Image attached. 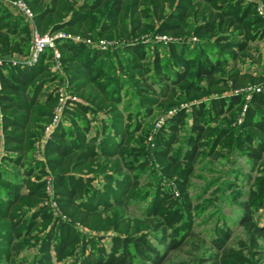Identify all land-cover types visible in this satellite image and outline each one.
Masks as SVG:
<instances>
[{"label":"trees","instance_id":"obj_1","mask_svg":"<svg viewBox=\"0 0 264 264\" xmlns=\"http://www.w3.org/2000/svg\"><path fill=\"white\" fill-rule=\"evenodd\" d=\"M25 2L34 12L36 29L42 34L50 30L53 33L65 31L83 37L98 35L125 38L123 47L133 58L131 65L134 73L140 76L136 82L139 93L148 97L144 98L145 105L171 107L179 105L181 101H200L192 109L188 151L183 159L172 152L178 141L176 133L188 115L185 109H180L172 120L174 133L167 137L159 136L156 140V156L166 164L167 175L181 172L188 183L204 154L206 142L210 143V155L215 154L217 146L233 145L244 150L255 166L258 162L264 163V90L255 92L246 101L245 94L235 91L244 87L250 78L239 76L237 72L228 80L219 79L216 77L218 62L206 66L199 64L192 75L186 70L172 78L164 70L158 54L150 56L140 42H131L135 37L153 31L152 23L147 22L149 20L159 22L157 32L160 34L190 33L188 21L200 19L202 22L199 21L193 27V33L197 36L213 33L216 28H235L247 38H253V31L256 35H264V19L259 16L248 20L249 10L255 4L250 3L239 12L242 2L232 0ZM170 8L172 10L168 12ZM31 40L32 29L25 18L0 8V60L13 54H27ZM57 42L63 50L61 59L67 73L69 91L88 103L85 105L70 101L75 108H66L64 114L73 121L74 128L59 124L45 144V156L54 177L57 202L62 213L83 225L93 230H113L117 233L111 236L110 247L106 249L97 240L86 241L84 237L81 238L66 223L54 222L50 232L39 240V256L34 258V264H54V258L64 261L75 254L74 249L79 245L81 254L77 264H167L170 253L183 250L193 235L192 225L187 218H192L191 205L186 206L188 210L185 213L172 200L171 195L158 190L147 216L141 222L138 221L142 227L132 224L129 207L131 201L139 197L140 181L135 173L141 167L138 164L141 156L132 151V141L140 128L126 126L121 116L117 115L120 111V96L114 90H109L108 84L101 80L103 71L94 68L99 52H93L90 45L83 41L60 39ZM217 43H221L220 51H227L235 61L240 58V53L244 54L248 49L246 42L236 41L222 32L218 35ZM44 52L34 66L8 63V68H0V109L3 114L5 149L17 154L16 157H5L4 160L19 167L25 165L35 140L52 120L57 105L55 90H49V85L58 76L52 74L47 62L48 52L52 57L55 55L50 49ZM81 53L84 55L78 59ZM152 74L157 76V82L151 80ZM252 81L262 82L263 78H254ZM226 92H230V96H224ZM211 95L217 96L202 100ZM93 104L103 106L110 114L117 115L112 123L116 131L114 134L109 133L110 136L98 140L88 137L90 127L85 124L86 115L92 111ZM231 110L233 115L234 111L244 115L238 128L230 129L223 124L220 128H211V123L218 122ZM210 133L214 134L212 138ZM182 163L186 167L178 171ZM91 173L102 174L104 182L99 186L93 185ZM24 174L27 192L18 186L10 189L6 186V192L0 199V223L4 228V233L0 232V245L15 254L20 251L17 241L25 236L30 237L37 231L41 221H49L52 216L48 208L42 205L47 197L45 182H30L35 174L31 162ZM0 180H4L2 174ZM259 184L263 191L264 179L260 178ZM241 207L244 211L241 222L247 229L251 245L258 247L259 239L264 238V227L252 224L251 203H242ZM147 230L159 233L157 239L164 245V250L154 246L148 238ZM228 241L229 236L225 234L213 241L216 252L209 256V264H233ZM89 244L92 248L87 254ZM235 259L239 264L244 263L239 256Z\"/></svg>","mask_w":264,"mask_h":264},{"label":"rangeland","instance_id":"obj_2","mask_svg":"<svg viewBox=\"0 0 264 264\" xmlns=\"http://www.w3.org/2000/svg\"><path fill=\"white\" fill-rule=\"evenodd\" d=\"M14 1L0 0V8L8 10L14 15H19L20 13L17 8L12 5ZM232 1L242 2L238 8L239 12L252 3L246 0ZM260 2L264 5V0H260ZM219 3H222V1H219ZM171 10L170 8L168 12ZM249 11L248 20L259 16L264 19V14L262 15L258 12L256 5ZM199 21L200 19L198 21L194 19L188 21L187 26L190 33L160 34L157 32L159 22L149 20L147 22L152 23L154 27L153 31L141 34L131 42H140L150 56L158 54L164 70L172 78H175L177 73L186 70H189L192 75L199 64L206 66L210 63L218 62L217 78L228 80L232 74L237 72L239 76L250 78L244 87L235 91V93L245 94L246 101L250 99L252 94L257 92L256 88H259L260 91L264 90L263 33L256 35V32L253 31V38H247L244 33H239L235 28H224L223 30L216 28L213 33H204L197 36L193 33V27ZM221 32L232 39L234 38L236 41L247 43V51L244 54L240 53L238 60H233L227 51H220L221 43H217V41L218 35ZM39 34L41 36L48 35L53 41V45H47L39 54V57L47 49L52 51L57 50L60 54V57L57 58L56 56L52 57L51 53L48 52L49 60H47L51 66L52 74L58 76L56 81L51 85L48 84L49 90H55L57 105L54 109L52 120L44 126L38 139L35 140L32 151L24 162L25 165L20 167L8 160H4L5 157H16L17 154L5 149V136L2 125L3 114L0 109V174L4 177V180H0V199L6 192V186H9V189L10 187L18 186L23 192H27L24 181V170H26L31 162L34 166L35 174L30 179V182H45L47 197L42 202V205L48 208L52 216L49 221H41V225L37 231H34L30 237L25 236L17 241V244L20 246L18 254L12 253L9 249L0 245V264H34V258L39 256V240L50 232L54 222L66 223L77 234H80L81 238L84 237L86 241L91 239L97 240L98 244L106 249L110 247L111 236L117 233L113 230H93L83 225L81 222L62 213L57 202L54 177L48 167L45 156V144L59 124H63L69 129L74 128L73 121L64 114L66 108H75L74 104H71L70 101L88 104L85 99L73 95L69 91L67 73L61 59V52L63 50L57 42L60 39L66 41L67 39L80 40L83 42L87 39L91 40V43L85 42V44L90 45L93 52H99V58L95 61L94 68L103 71L104 76L101 80L108 84L109 90H114L120 96V111L117 115L121 116L126 126L129 125L132 129L136 127L140 128L135 133L132 141V151L138 152V155L141 156V161L138 163L141 164V167L135 173L140 181V193L139 197L131 201L129 207L132 224L142 227V224H139L138 221L141 222L147 216L150 204L158 190L171 195L172 200L176 201L185 213L188 210L186 206L191 205L192 218H187L192 225L191 233L193 235L188 239V244L183 250L170 253V259L167 261V264H209L207 261L209 256L216 252L213 241L221 234L229 236L228 251L233 254V264H239L235 259L237 256L243 258V264H264V238L259 239L258 247H253L247 229L241 222L244 215L241 204L249 202L252 208V224L264 227V189L261 191L259 184L260 178L264 179V163L258 162L255 166L254 163L250 162L244 150L233 145L217 146V148L215 147V154L210 155L208 154V151L211 150L210 143L206 142L203 149L204 154L199 159L196 170L190 176L188 183L185 182L181 172L172 176L167 175L165 171L167 168L166 164H163L156 156V140L159 136L167 137L171 133H174L171 124L172 120L180 109H185L188 115L186 116L184 125L176 133L178 141L173 146L172 152V154L178 155L180 159H183L188 151L187 140L192 123V109L200 101L195 100L190 103L181 101L179 105L171 107L158 104L153 107L145 105L144 98L148 97L139 93L136 82L140 76L134 73L132 69L133 58L123 47V44L126 42L123 37L110 38L98 35L83 37L65 31L53 33L50 30L43 34L39 32ZM100 41L104 43L101 44ZM224 43L229 44L227 41H224ZM230 45L234 49L236 48L235 45ZM31 47L32 40L27 54H13L2 59V64H0L1 70L8 68V63L17 66L21 64L34 66L37 64V61L31 62ZM64 52L65 54H70L67 51ZM83 55L81 53L78 59ZM258 77H262L263 81H252V79ZM151 80L157 82V76L152 74ZM60 92L63 93L65 102L62 105V111L58 112L57 109L60 107ZM230 94V92H226L223 95L228 97ZM216 96H207L202 100H210ZM91 106L92 111L86 115L85 123L89 124L90 127L88 137L98 140L104 136H110L109 133L114 134L116 131L112 123L117 115L110 114L107 108H103V106L96 104ZM237 112L234 111L235 114L233 115V110H231L227 115L221 117L218 122L211 123V128H220L221 124L228 126L230 129L233 127L238 128L244 115L242 112ZM56 115H58L57 118ZM210 134L212 138L214 134ZM185 167V163H182L178 171L185 169ZM92 177L94 178L93 185L95 186H99L104 182L102 174L94 173ZM48 182L53 186L50 191L46 188ZM25 210L27 212V208ZM28 214H30L29 210ZM1 226L2 223H0V232L4 233V228L2 229ZM146 233H148L149 240L152 241L156 248L165 249L164 245L159 243L157 239L159 233L156 234L155 230H147ZM1 241L2 239H0ZM79 246L74 249V255L69 256L61 262L54 258L53 263L77 264V258L81 254ZM87 246L88 251H86L88 254L92 245L89 244ZM8 255L9 257L7 258Z\"/></svg>","mask_w":264,"mask_h":264},{"label":"built area","instance_id":"obj_3","mask_svg":"<svg viewBox=\"0 0 264 264\" xmlns=\"http://www.w3.org/2000/svg\"><path fill=\"white\" fill-rule=\"evenodd\" d=\"M254 3L257 6L258 12L260 14H264V5L260 2V0H246ZM12 5H14L19 13L25 18L26 22H28L32 29V47H31V62H35L38 60L39 54L46 48L47 45L52 46L53 41L48 35L41 36L36 29L35 23H34V12L31 10V8L27 5L25 0H15L12 2ZM80 41V40H77ZM91 43L90 39H87L84 41ZM101 44L104 43L103 41H100ZM55 56L58 58L60 57V54L57 50L54 51ZM2 60H0V64ZM1 85V84H0ZM257 92H260L259 88H256ZM59 100H60V107L57 109L58 112L62 111V105L64 104L65 97H63V93L60 92L59 94ZM58 115H56V118ZM46 188L50 191L52 190L53 186L50 182L46 184Z\"/></svg>","mask_w":264,"mask_h":264}]
</instances>
